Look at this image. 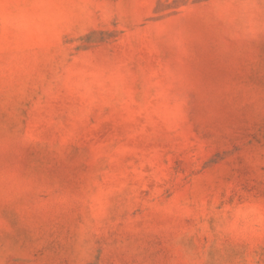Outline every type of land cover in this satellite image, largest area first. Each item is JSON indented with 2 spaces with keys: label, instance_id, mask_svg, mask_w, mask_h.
Here are the masks:
<instances>
[{
  "label": "rangeland",
  "instance_id": "1",
  "mask_svg": "<svg viewBox=\"0 0 264 264\" xmlns=\"http://www.w3.org/2000/svg\"><path fill=\"white\" fill-rule=\"evenodd\" d=\"M0 264H264V0H0Z\"/></svg>",
  "mask_w": 264,
  "mask_h": 264
}]
</instances>
